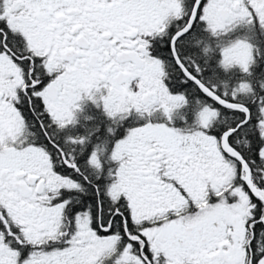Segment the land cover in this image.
Segmentation results:
<instances>
[{
    "label": "snow or ice",
    "instance_id": "snow-or-ice-1",
    "mask_svg": "<svg viewBox=\"0 0 264 264\" xmlns=\"http://www.w3.org/2000/svg\"><path fill=\"white\" fill-rule=\"evenodd\" d=\"M0 264H264V0H0Z\"/></svg>",
    "mask_w": 264,
    "mask_h": 264
}]
</instances>
